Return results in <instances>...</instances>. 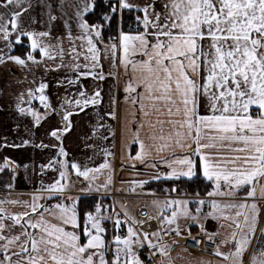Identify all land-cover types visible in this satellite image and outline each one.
Instances as JSON below:
<instances>
[{
    "label": "snow or ice",
    "instance_id": "snow-or-ice-1",
    "mask_svg": "<svg viewBox=\"0 0 264 264\" xmlns=\"http://www.w3.org/2000/svg\"><path fill=\"white\" fill-rule=\"evenodd\" d=\"M0 9V66H16L17 83L31 85L15 94L17 116L31 123L28 132L59 117L47 132L54 142L33 145L53 150L40 169L55 178L41 181L30 200H0V264H175L178 238L193 247L203 239L223 264H264V0H108L95 22L97 0H0ZM36 70L63 72L58 107ZM110 78L117 87L104 109L98 82ZM89 109L95 120L85 149L102 157L95 166L93 156L82 162L64 146L73 117ZM117 124L127 167L153 170L122 181L130 194L155 197L154 213L141 212L146 219L115 202L80 207L83 195H106L112 186ZM30 144L5 137L0 148ZM18 167L4 157L0 172ZM104 170L109 175L97 184ZM73 175L83 184L76 196L69 194ZM194 178L207 182L203 196L182 191L179 182ZM154 181L168 184L163 199L143 192ZM210 219L219 225L214 231ZM224 228L231 231L217 243Z\"/></svg>",
    "mask_w": 264,
    "mask_h": 264
},
{
    "label": "crops",
    "instance_id": "crops-1",
    "mask_svg": "<svg viewBox=\"0 0 264 264\" xmlns=\"http://www.w3.org/2000/svg\"><path fill=\"white\" fill-rule=\"evenodd\" d=\"M0 11H3L0 9ZM39 11V10H37ZM32 15H37V12H32ZM24 21H28L27 14L24 17ZM35 27L39 28L40 25H35ZM19 54V53H15ZM108 66L105 64V71L107 72ZM44 75L42 71L36 70V78L37 80ZM63 75L61 73H48L44 75V79L49 83V88L47 90L48 95L53 103L54 106L58 107L61 99L66 95L64 88H58L56 86V81ZM23 79V73L19 68L14 65L9 64L8 66H0V143L4 142V138H7L8 143H21L22 139H29L32 141V144L21 147V148H0V164L3 163L4 157H9L12 161L15 162L16 165L19 167L16 169L15 173L11 171V169H6L3 172H0V200H30L31 194L40 187L41 181L45 184L50 183L52 179L55 178L56 174L53 172H47L44 175H41L40 166L43 164H47L49 159L53 155V150L51 149H41L34 147V144H39L41 140L45 144L53 143L54 141H50L47 137V132L50 130L52 126H59L58 116L51 117L47 122L43 123V125L38 129H32V132L35 134L33 135L32 132H28L26 129L31 128V123L28 120L21 121L20 118L17 116L14 110V103H15V94L19 90H23V88L31 86L29 84H20L17 83L18 80ZM29 80L32 79V76L29 75ZM99 86L103 89L104 95V105L103 108L107 109L108 107V95L109 89H115L117 86L114 81L110 78L103 82H98ZM86 86L89 90H92L94 87L97 86L91 79L85 82ZM122 85V81H121ZM122 100V96H120ZM37 107H39L38 102H34ZM123 111V108H121ZM95 120V112L92 109L88 110V114H81L80 116L73 117L74 127L71 133H69L64 139V146L70 153V155L82 162L86 161L88 156H93V152L91 149H85L86 143H91V141L86 140V136L90 134L91 124ZM20 124L21 127L17 130V124ZM115 123V122H113ZM118 130L117 136V147L113 149L116 153L115 157L110 160L112 166V186L110 190L114 187L118 191V189H124V191H119L122 195L115 199L116 203L124 204L127 206L130 214L136 217L135 209L140 203H145L147 207L150 209L151 207L148 203V199H152L155 197L147 196V195H134L130 194L127 189L129 188V184L122 183V181H130L133 179H147L149 175L152 174L153 170L150 168H145L143 165L137 162L136 169H132L131 167H127L130 161L127 160L125 155L121 154L120 146H119V125H116ZM136 149L133 148V154H135ZM102 162V157L100 155L93 156V160L90 163V166L98 165ZM122 164L125 165L122 168ZM25 165L27 167H25ZM163 170V169H162ZM143 173V175H137V173ZM15 175V180L13 181L12 177ZM109 175V170H104L103 174H98V180L96 181L97 184L104 182ZM77 178L73 175L71 177L72 180V187L69 190V194L75 196L72 191L76 188V181ZM8 183H13L14 187L12 189L7 188ZM156 183L155 181L150 183L149 185H153ZM147 186V185H146ZM143 189V192H151L155 191L159 198H163V193L155 190V189ZM168 184H164V187H167ZM109 190V191H110ZM108 191V193H109ZM137 193H141L142 190L140 188L136 189ZM104 191L101 190L100 193L91 192L83 195L82 197L88 196H96L99 197L98 201L101 200L102 197H107L108 194L104 196ZM202 196L204 194H201ZM109 198V197H107ZM110 199V198H109ZM111 200V199H110ZM111 204L112 202L109 201ZM4 207L9 212H16L21 211L19 207L12 206L10 204H5ZM157 225V222H153ZM187 221L181 222V227L184 235H187V231L185 230V225ZM221 223L227 224V221H221ZM208 229L210 231L216 230L219 225L214 220H209L207 222ZM226 229L231 228H224L222 230V234L224 235V231ZM198 228L193 226L192 233H198ZM195 255L203 256L199 253H193ZM205 256V255H204ZM181 257L175 258V261L178 264H199L200 260L197 263H185L183 261L180 262ZM201 261H205L204 259Z\"/></svg>",
    "mask_w": 264,
    "mask_h": 264
},
{
    "label": "built area",
    "instance_id": "built-area-1",
    "mask_svg": "<svg viewBox=\"0 0 264 264\" xmlns=\"http://www.w3.org/2000/svg\"><path fill=\"white\" fill-rule=\"evenodd\" d=\"M76 178V177H75ZM76 181H77V186H76V188H75V190L74 191H72V193L76 196L78 193H79V189L81 188V187H83V184L81 183V180L80 179H76ZM108 195H107V197H109L111 200H110V202H115L116 203V201H115V199L117 198V197H119V196H121L122 194L119 192V191H117L116 190V188H112L110 191H109V193H107ZM105 196V195H104ZM118 205V204H117ZM147 212L148 214H152L151 213V211H150V209L147 207V205H145V203H140L137 207H136V209H135V213H136V217L138 218V219H146V217H144V216H142L141 215V212ZM157 225L156 224H154L153 223V227L155 228ZM145 227H147V226H145ZM198 233H192V235H197ZM186 236V235H185ZM223 237H224V235L222 234L221 235V237H218L217 238V243H220V240L221 239H223ZM167 239V238H166ZM178 239H180V243H179V245H177V246H174L173 247V249H172V252H171V256H172V258H173V260H174V262H175V264H178V262H176L175 261V258L173 257V253H174V251L175 250H177V249H182L183 251H185L184 249L185 248H187V253H199V254H202V255H205V256H207L208 258H210L211 259V261H212V264H214V262H215V260H221L220 258H218V257H214V256H212V255H210V252L212 251V249L211 248H208V249H206L205 248V244H204V242H203V239H201V244L200 245H198V246H196V247H193L190 243H185V241L182 239V238H178ZM221 250L222 251H225V250H223V248H221ZM145 256H147V253H145ZM223 262V261H222Z\"/></svg>",
    "mask_w": 264,
    "mask_h": 264
},
{
    "label": "trees",
    "instance_id": "trees-1",
    "mask_svg": "<svg viewBox=\"0 0 264 264\" xmlns=\"http://www.w3.org/2000/svg\"><path fill=\"white\" fill-rule=\"evenodd\" d=\"M107 4H108V0H97V9H96L95 14L91 16V21L95 22L97 20L98 16L107 7ZM106 35H107V32H106ZM164 184L165 183L163 182H156V183H153V185H147L146 188L155 189L161 192V188L164 187ZM179 184H180L182 191L188 192V193H194L196 191H199L201 194H204V192L208 190L206 188L207 182L202 181V178H199V179L194 178L191 181H181L179 182ZM101 200H103V203L105 205L110 204L109 203L110 199L107 197H102ZM97 201L98 199L94 196L82 197L80 201V207L82 209L91 208Z\"/></svg>",
    "mask_w": 264,
    "mask_h": 264
},
{
    "label": "rangeland",
    "instance_id": "rangeland-1",
    "mask_svg": "<svg viewBox=\"0 0 264 264\" xmlns=\"http://www.w3.org/2000/svg\"><path fill=\"white\" fill-rule=\"evenodd\" d=\"M94 197H96V196H94ZM97 199L99 198V197H96ZM154 198H152V199H148V203H149V205H150V207H151V210H152V214L154 213V209L152 208V200H153ZM161 199H163V198H161ZM99 200V199H98ZM98 202V201H97ZM181 222H183V221H181ZM182 226V225H181ZM182 228V227H181ZM221 232H222V230H220ZM224 231V236H227L229 233H230V231H231V229H226V230H223ZM223 248V250H225V251H227L228 249L226 248V247H222ZM181 257L180 259H182V260H180V262H182L183 263V261L185 262V263H187V262H192V263H197L199 260L201 261V260H205V262L206 261H211V259L210 258H208L207 256H200V255H195V254H193V253H187L186 251H183L182 249H177V250H175L174 251V253H173V257L174 258H176L177 259V257ZM214 264H223V262L221 261V260H215V262H214Z\"/></svg>",
    "mask_w": 264,
    "mask_h": 264
}]
</instances>
